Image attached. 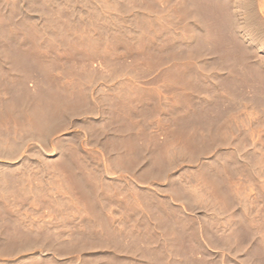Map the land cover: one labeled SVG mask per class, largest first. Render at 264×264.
Masks as SVG:
<instances>
[{
    "label": "rangeland",
    "instance_id": "1",
    "mask_svg": "<svg viewBox=\"0 0 264 264\" xmlns=\"http://www.w3.org/2000/svg\"><path fill=\"white\" fill-rule=\"evenodd\" d=\"M143 102L159 136L120 137ZM21 145L63 153L41 194L105 210L65 220L53 264H264V0H0V147Z\"/></svg>",
    "mask_w": 264,
    "mask_h": 264
},
{
    "label": "crops",
    "instance_id": "2",
    "mask_svg": "<svg viewBox=\"0 0 264 264\" xmlns=\"http://www.w3.org/2000/svg\"><path fill=\"white\" fill-rule=\"evenodd\" d=\"M24 59V56L20 57V66L26 65ZM44 79L45 75L35 76L37 82L36 90L44 89ZM58 90H65L71 93L73 88L68 85L63 87L53 85V107L57 105L54 94L56 95ZM106 91L108 93L106 95L114 97L117 88L112 86ZM66 98L68 99V96ZM97 101L94 107L90 105L84 113L90 116L96 115L98 124H101L106 110L101 100ZM134 108L135 111L131 110L129 112H122L119 109L115 110L124 119L121 121L123 126L120 131H123V134H120V137L130 139L158 137L159 130H154L153 121L146 115L145 103L136 104ZM115 109H117L116 106ZM68 113L70 112L67 111L66 116L70 122L73 115ZM54 122L55 118L53 117V124ZM127 130H130V133L124 134ZM98 150L100 153L103 152L101 147H98ZM54 153L55 157L46 164L40 162L31 163L25 161L26 156L32 155L37 159L42 155L40 149L29 152V148L25 145L11 148L0 147V162H2L0 163V264H53V257L42 258V252H53L54 250L68 248L62 247V244L68 243L71 234L70 226L65 220L85 219L88 230L91 218L100 219L106 217L105 210H100L99 208L102 203L100 198L93 197L91 200L88 195L78 198L66 194H41L42 171H45L43 167H48L47 170L49 171H61L64 169L63 164L58 162L59 159L62 160L63 153L58 149H55ZM71 153L68 152L67 155ZM129 153L148 155L151 152L147 148L141 150L135 148L131 149ZM145 165L146 169L153 166L147 161ZM49 176L51 177L50 181H53V174ZM140 177L144 178L143 176ZM135 179L138 180V175L135 176ZM144 179L155 182L157 177L155 174H147ZM82 184L88 187L89 181L86 178H82ZM25 188L28 189V193H25ZM70 203L80 204V206H76L80 210L73 212ZM90 203L94 207L97 204V213L94 214L95 211H93L91 215ZM86 234H88V231ZM200 234H202V231H199ZM198 249L199 251L203 249L214 251L222 248L212 247L200 242L198 243ZM86 250H89L88 246ZM97 250L104 252L106 250L105 245L103 244L101 247L99 245ZM156 251H165V248H157ZM100 256L102 257V255H98L97 264H101ZM161 256H164V253ZM81 262L82 264H88L90 261L89 259H83Z\"/></svg>",
    "mask_w": 264,
    "mask_h": 264
},
{
    "label": "bare ground",
    "instance_id": "3",
    "mask_svg": "<svg viewBox=\"0 0 264 264\" xmlns=\"http://www.w3.org/2000/svg\"><path fill=\"white\" fill-rule=\"evenodd\" d=\"M239 5V4H238ZM249 5V4H248Z\"/></svg>",
    "mask_w": 264,
    "mask_h": 264
}]
</instances>
